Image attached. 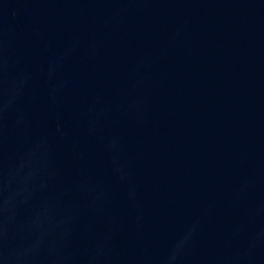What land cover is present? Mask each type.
Instances as JSON below:
<instances>
[{
  "label": "water",
  "instance_id": "water-1",
  "mask_svg": "<svg viewBox=\"0 0 264 264\" xmlns=\"http://www.w3.org/2000/svg\"><path fill=\"white\" fill-rule=\"evenodd\" d=\"M0 264H264V0H0Z\"/></svg>",
  "mask_w": 264,
  "mask_h": 264
}]
</instances>
